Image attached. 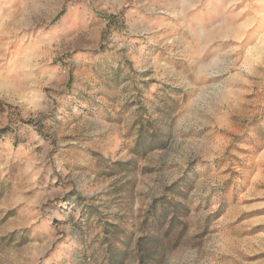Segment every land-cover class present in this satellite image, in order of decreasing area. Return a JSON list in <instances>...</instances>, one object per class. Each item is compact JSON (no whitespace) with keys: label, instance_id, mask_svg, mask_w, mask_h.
<instances>
[{"label":"rangeland","instance_id":"rangeland-1","mask_svg":"<svg viewBox=\"0 0 264 264\" xmlns=\"http://www.w3.org/2000/svg\"><path fill=\"white\" fill-rule=\"evenodd\" d=\"M105 239L264 264V0H0V264H107Z\"/></svg>","mask_w":264,"mask_h":264},{"label":"trees","instance_id":"trees-1","mask_svg":"<svg viewBox=\"0 0 264 264\" xmlns=\"http://www.w3.org/2000/svg\"><path fill=\"white\" fill-rule=\"evenodd\" d=\"M120 72H121V69L119 67L114 71V73H115L114 75L119 76ZM129 80H134V78H130ZM141 82H143V81H141ZM143 84H146V83L143 82ZM137 90H139V89H137ZM139 92L141 93L142 91L140 90ZM138 98L139 99L132 101V102H134L133 104H137L138 110L140 112H143L142 114L147 115L148 114V108L141 101V99L143 98L142 93L138 95ZM142 114H141V117L139 118V120L136 122V124L139 126V132H138L139 135H138L136 142H137V149L145 148L144 153H147V152L153 150L155 148V146H157L158 144H160L159 146L163 145L166 135H163V137H160L158 132H156V131L150 132L149 131L150 127L148 124L144 123L145 120H144ZM30 122L31 121H28V123H30ZM147 122L149 123V121H147ZM10 130L11 129L9 127H6L4 129H2L1 132L7 133V132H10ZM159 138H161V139H159ZM185 183H186L185 186L191 185V179H186ZM180 185H181L180 182L174 184L173 186H171L167 189V192L172 194L176 190V188ZM75 200H76V202H78V208L82 209V214H83L84 218L89 220V216L92 215L91 213H92L93 207L91 205L87 206L85 204H82L81 203V200H82L81 197H77V199H75ZM166 205H168V207L169 206L173 207V210H174V213L172 214L173 215L172 219L170 221V225L172 226L176 221L179 222V214H178L179 211H178V207L176 205H173L170 201L167 200V197H164L163 199L155 200L152 211L154 212V214L157 213V210H161V212L163 211L162 216H163V218L166 219L168 216V214L165 213V210H167ZM86 216H88V218ZM99 222L101 223L102 221H100V219H99L98 223ZM104 230H105V233L107 235L110 234L109 228L105 227ZM105 241L107 244L106 258H105L108 260L107 264H124L127 257L129 256L131 245H129V244L126 245V243H123L122 247L118 248L115 246V244L113 242H110L109 239H105ZM140 241L143 242L144 240L141 239ZM151 242H153V241H151ZM159 244H160V241L157 240L156 243L154 242V245L151 246V248L156 249L159 246ZM136 250L141 255L146 254L144 249H143V245L140 242H138ZM150 250H152V249H150ZM147 254H150V252ZM148 257L153 258V256H150V255H148ZM84 259H86V257H84ZM142 261H143V259H142Z\"/></svg>","mask_w":264,"mask_h":264}]
</instances>
